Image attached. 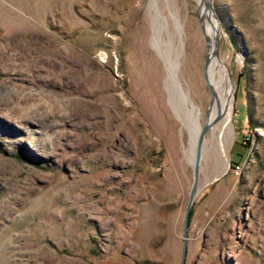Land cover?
<instances>
[{"label": "rangeland", "instance_id": "rangeland-1", "mask_svg": "<svg viewBox=\"0 0 264 264\" xmlns=\"http://www.w3.org/2000/svg\"><path fill=\"white\" fill-rule=\"evenodd\" d=\"M147 1L0 0V264H181L194 159L138 37ZM207 3L234 133L204 145L186 264H264V0Z\"/></svg>", "mask_w": 264, "mask_h": 264}, {"label": "bare ground", "instance_id": "bare-ground-1", "mask_svg": "<svg viewBox=\"0 0 264 264\" xmlns=\"http://www.w3.org/2000/svg\"><path fill=\"white\" fill-rule=\"evenodd\" d=\"M208 1L210 0H196L204 30L191 33V30H187L191 20L187 14L182 13L184 8L188 9L187 0H148L144 8L145 22L138 36L141 44L149 47L151 67L156 73V84L162 91L165 102L180 121L182 131L186 130L189 134L188 145L184 142L183 145L184 152L191 161L195 158L197 141L205 123L212 127L211 137L205 138L204 145L208 146L210 143L212 150L217 146L224 150L229 137L234 133L231 118L236 85L228 63L217 48L219 37L216 38L213 10L206 7ZM203 38L207 44L208 57L205 75L201 68L205 54ZM207 82L212 90L208 109L202 91ZM37 110L29 108L26 112L23 111L25 113L17 122H29L33 117L42 120L37 117ZM9 116L5 110L0 109V130L5 127L11 129L7 123L9 119L6 118ZM217 118L220 120L215 122ZM17 127L23 128L21 125ZM22 141L27 142L24 139Z\"/></svg>", "mask_w": 264, "mask_h": 264}, {"label": "water", "instance_id": "water-1", "mask_svg": "<svg viewBox=\"0 0 264 264\" xmlns=\"http://www.w3.org/2000/svg\"><path fill=\"white\" fill-rule=\"evenodd\" d=\"M208 4V3H207ZM217 48H219L218 40H217ZM219 118L216 119V121ZM215 121V122H216ZM211 124L207 123L202 130L200 131L199 138L197 141L196 151H195V158L193 161L194 165V183L190 192V197L188 201V205L186 208L185 213V222H184V247H183V254H182V260L181 264H186V258H187V248H188V234H189V224H190V217H191V211L192 207L195 201V195L197 192L198 184H199V177H200V169H201V161L203 157V148H204V142H205V136L209 129V126Z\"/></svg>", "mask_w": 264, "mask_h": 264}, {"label": "trees", "instance_id": "trees-1", "mask_svg": "<svg viewBox=\"0 0 264 264\" xmlns=\"http://www.w3.org/2000/svg\"><path fill=\"white\" fill-rule=\"evenodd\" d=\"M193 215H194V211L192 209V211H191V217H190V222H191V219H192Z\"/></svg>", "mask_w": 264, "mask_h": 264}]
</instances>
